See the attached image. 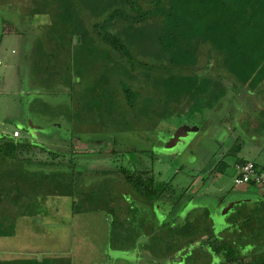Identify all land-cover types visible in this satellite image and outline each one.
I'll return each instance as SVG.
<instances>
[{
  "label": "trees",
  "instance_id": "1",
  "mask_svg": "<svg viewBox=\"0 0 264 264\" xmlns=\"http://www.w3.org/2000/svg\"><path fill=\"white\" fill-rule=\"evenodd\" d=\"M2 8L18 10L21 29L15 31L21 36L27 28L22 23L49 18L34 38L32 80L42 93L67 94L70 119V106L76 107L80 95L82 114L92 110L94 99L95 120L118 113L128 118L121 123L154 129L162 111L203 113L218 106L229 85L254 89L264 82V0H0ZM6 23L2 14L0 41ZM28 127L0 132L1 237L15 234L19 216L36 213L39 198L65 195L75 198L73 213L82 209L80 204L111 213L118 245L139 250L152 264H264V254H241L242 234L223 237L215 232L209 211L195 215L203 206L197 196L204 182L194 180L183 188L173 182L175 175L162 180L151 166L125 165L121 150L111 153V167L91 168L85 153L78 158L73 137L64 151L32 138ZM244 143L237 137L223 145L211 172L233 167L226 158L236 165L248 161L242 156ZM157 208L165 211L161 220ZM0 264L54 262L16 258L0 259Z\"/></svg>",
  "mask_w": 264,
  "mask_h": 264
},
{
  "label": "rangeland",
  "instance_id": "2",
  "mask_svg": "<svg viewBox=\"0 0 264 264\" xmlns=\"http://www.w3.org/2000/svg\"><path fill=\"white\" fill-rule=\"evenodd\" d=\"M18 13V10L13 8L0 10V16L5 14L7 23H10H6L5 37L0 41V59L3 62L0 67V132L29 126L32 138L51 144L53 148L61 147L64 151L68 150L67 142L73 137L76 141L74 148L81 153L77 157L82 160L85 153L91 158L88 164L91 168L111 167V153L113 150H121L120 152H125L122 160L125 165L134 166L139 163L140 167L144 164L151 166L155 172L160 173L162 180H170L175 175L173 182L183 188L191 187L194 180L195 184L204 182L202 192L197 196L203 206L195 215L201 217L204 212L209 211L215 232L223 237L232 235L237 229V216L244 212L245 199L249 193H243L240 190L243 185L234 182L233 167H228L225 172L215 173L211 172V169L221 157L223 145L228 146L231 143L232 137L229 136L227 128L237 126L235 115L238 114L239 103L241 105L242 102L235 103L234 112L230 106V98L232 99L234 92L240 90V85H229L231 88L224 99H220L218 106L203 113L197 112L193 115L190 108H187L180 114L171 115L166 109L164 113L162 107L159 108L162 114L160 120L155 121L154 129L147 124L143 126L133 122L121 123L128 118H121L118 113L110 115L106 112L102 119L97 117L95 120L97 113L93 98L92 110L83 112V115L79 108L80 95L76 107L72 109L70 106V119L66 114L70 103L67 94L42 93V90H37V85L32 80L34 73L31 55L36 46L34 38L37 33L41 35L40 27L45 26L49 18L43 15L35 18L33 23H22L26 24L27 28L24 36H21L15 31L17 27L20 28ZM201 52L200 62L204 64L206 46L201 48ZM246 90L244 87V91ZM262 97L263 95H257V98ZM164 107L165 105L163 109ZM182 125L198 127V130L187 131L177 142L170 145L169 138ZM241 133L244 135V132ZM246 139L258 142L263 149L264 137L261 133L252 132ZM36 156L43 159L45 157L42 152H36ZM95 157L98 159L93 163ZM259 187L264 190V186ZM74 199L65 195L39 198L35 214L18 217L13 236H0V259L45 258L54 264H152L139 250L135 251L130 245H118L116 236L112 234L114 217L111 213L85 209L86 205L82 204V209L73 213ZM234 201L236 203L233 205ZM138 205L141 210L151 215L145 204L138 202ZM192 206L190 204L187 208ZM258 206L260 203L256 205ZM261 211L264 215V207ZM162 213L165 214V211L159 209L157 214L155 213L159 220L162 219ZM258 213L260 214V211L253 214V221L260 223L258 228L264 231V216L260 217ZM244 235L247 234H242L241 237L244 238ZM260 236L256 240H248L247 235L245 241L241 240L238 243L239 248L244 245V249H240L241 254L247 255L246 252L251 251L249 248L256 245L258 249L255 251L263 254L258 246ZM193 248L194 245L189 246L188 253H191ZM252 252L250 256L253 257ZM177 264L188 263L183 261Z\"/></svg>",
  "mask_w": 264,
  "mask_h": 264
},
{
  "label": "crops",
  "instance_id": "3",
  "mask_svg": "<svg viewBox=\"0 0 264 264\" xmlns=\"http://www.w3.org/2000/svg\"><path fill=\"white\" fill-rule=\"evenodd\" d=\"M238 87L240 88V90L234 92V94L232 95V99L230 98V106L232 107L234 112V108H236L235 103L237 101L242 102L241 105L239 103L240 109L239 111H237L238 114L235 115V119L237 121H234L235 123L237 122V126H231L229 129L227 128V130H229V136H231L232 139H235L237 137H242L244 139L245 143L242 151V156L247 160L255 161L261 169H264V144L263 149H261V146L260 144H258V142H255L252 139H246V136L252 132H259L264 137V82L262 84H259L254 89H250V87L245 86ZM244 87L247 89L246 91H244ZM256 94L261 96L263 95V97L261 99L257 98ZM241 132H244V135ZM225 160L229 163L230 166H233V168L235 169L236 162L234 161V159L226 158ZM235 174L236 173L234 171V176ZM240 190L243 193H249V196L245 199L246 205H244V212L237 216V229L234 230L232 234H247L248 240H256L262 234L260 236L258 246L260 248L259 251L264 252V231L260 229V227L258 228V225H260V223L253 221L252 217L253 214L256 213V211H260V214L258 213L260 217L264 216L262 215L263 213L261 211V209H263L264 207V190L259 186L252 184H244ZM235 203L236 201H234L233 205ZM258 203H260V206L256 207ZM247 235H244V241L247 239ZM240 249H244V245H242ZM257 249L258 248L256 245L254 248H249V250L251 251H247L246 253L250 256L251 252L253 251L252 253L255 255V250Z\"/></svg>",
  "mask_w": 264,
  "mask_h": 264
},
{
  "label": "built area",
  "instance_id": "4",
  "mask_svg": "<svg viewBox=\"0 0 264 264\" xmlns=\"http://www.w3.org/2000/svg\"><path fill=\"white\" fill-rule=\"evenodd\" d=\"M2 60H0V65ZM18 132H15L17 135ZM234 182L237 185H244L246 183H253L257 186H264V170L257 168L256 164L252 160H248L242 164L236 165V174L234 176Z\"/></svg>",
  "mask_w": 264,
  "mask_h": 264
},
{
  "label": "water",
  "instance_id": "5",
  "mask_svg": "<svg viewBox=\"0 0 264 264\" xmlns=\"http://www.w3.org/2000/svg\"><path fill=\"white\" fill-rule=\"evenodd\" d=\"M189 130H198V127H190L188 125H182L178 128L177 132L173 134L172 138L170 139V145L177 142L184 134Z\"/></svg>",
  "mask_w": 264,
  "mask_h": 264
},
{
  "label": "flooded vegetation",
  "instance_id": "6",
  "mask_svg": "<svg viewBox=\"0 0 264 264\" xmlns=\"http://www.w3.org/2000/svg\"><path fill=\"white\" fill-rule=\"evenodd\" d=\"M170 138H172V137H170Z\"/></svg>",
  "mask_w": 264,
  "mask_h": 264
}]
</instances>
